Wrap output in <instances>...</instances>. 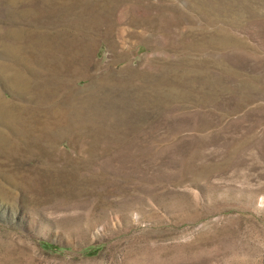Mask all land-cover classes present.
I'll use <instances>...</instances> for the list:
<instances>
[{
    "label": "rangeland",
    "instance_id": "rangeland-1",
    "mask_svg": "<svg viewBox=\"0 0 264 264\" xmlns=\"http://www.w3.org/2000/svg\"><path fill=\"white\" fill-rule=\"evenodd\" d=\"M89 1L104 24L70 35L93 43L72 83L129 66L168 101L142 111L139 147L88 164L62 141L51 166L79 157L80 184L0 164V264H264V0H144L169 8L157 32L136 0Z\"/></svg>",
    "mask_w": 264,
    "mask_h": 264
},
{
    "label": "bare ground",
    "instance_id": "bare-ground-1",
    "mask_svg": "<svg viewBox=\"0 0 264 264\" xmlns=\"http://www.w3.org/2000/svg\"><path fill=\"white\" fill-rule=\"evenodd\" d=\"M143 1L134 4L143 10L132 17L134 23L152 32L172 23L167 18L169 8ZM96 9L89 0H0V83L12 94L6 97L0 91V164L9 171H17L30 158L50 164L31 168L30 173L37 170L42 176L55 174L58 180H68L69 185L80 184L84 177L77 158L91 164L112 145L139 147L132 135L136 138L146 120L143 110L156 109L166 100L160 93L161 84L149 79L145 70L129 66L123 68L124 73L92 80L87 88L72 83L83 74L79 67L88 62L93 43L70 35L75 29L102 26L103 18L95 14ZM49 25L56 26L57 32L44 30ZM36 74L42 78H34ZM17 96L28 103L19 102ZM65 139L79 157L68 158L71 169L58 171L50 162L57 158L59 144ZM3 190L0 184V193Z\"/></svg>",
    "mask_w": 264,
    "mask_h": 264
}]
</instances>
